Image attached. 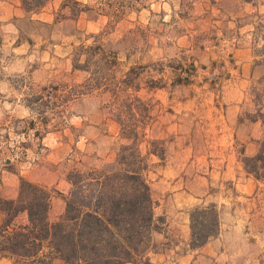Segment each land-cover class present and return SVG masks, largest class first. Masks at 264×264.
Segmentation results:
<instances>
[{
  "label": "rangeland",
  "instance_id": "1",
  "mask_svg": "<svg viewBox=\"0 0 264 264\" xmlns=\"http://www.w3.org/2000/svg\"><path fill=\"white\" fill-rule=\"evenodd\" d=\"M36 4H23L33 10L19 19L17 34L0 20V176L5 168L21 174L45 167L69 180L74 172L102 169L132 143L127 136L136 124L152 189L168 179L153 192L155 217L161 218L156 232L168 239L153 241L150 255L169 245L174 251L166 261L176 264L187 248L169 218L178 214L177 195L194 192V183L186 187L194 170L180 166L194 160L180 150L194 147V97L212 99V88L237 69L232 57L240 45L238 25H245L261 57L248 102L264 108V0H61L54 23L31 18L42 9ZM14 37L22 46L18 53ZM96 47L101 51L93 55ZM255 116L264 118V112ZM246 158L239 157L244 167ZM25 175L20 184L30 181ZM48 191L58 193L55 186ZM233 195L234 210H246L250 202ZM260 200L257 209L263 210L264 196ZM208 206L219 212L216 205H199L189 217ZM3 222L0 210V229Z\"/></svg>",
  "mask_w": 264,
  "mask_h": 264
},
{
  "label": "crops",
  "instance_id": "2",
  "mask_svg": "<svg viewBox=\"0 0 264 264\" xmlns=\"http://www.w3.org/2000/svg\"><path fill=\"white\" fill-rule=\"evenodd\" d=\"M60 8L61 0H47L41 11L31 18L54 23L55 14ZM28 15L30 13L23 8L22 0H0V20L6 31L11 30L17 34L19 19ZM238 26L240 37L237 42L240 45L234 50L232 57L238 67L228 71V79L223 85L212 88V99L194 97V147L191 145L180 149L181 153L194 157L193 162L190 159L185 165H180L182 170L185 167H188L189 172L194 170V181L190 180L186 185L188 188L189 183H194V192L186 190L176 194L178 214L169 218V227L181 230V244L187 248L179 255L178 264H192V261L193 264H264V209H257L263 203L260 198L264 196V178L256 179L239 160L240 156L257 155L264 138V121L260 116H255L263 114L264 108L260 104L248 102L252 77H255L254 74L260 68L256 60L261 57L251 47L250 34L244 28L246 26ZM11 38L12 36H8V41ZM17 40L18 37H14L12 44H16ZM21 48L16 44L14 51L18 53ZM44 54L47 59L50 58V53ZM24 174L32 183L46 189L52 186L57 188L58 193L52 196L49 213L50 220L57 221L66 210V198L72 190L70 181L45 167L42 170L34 167L21 174L5 168L0 176L1 198L18 197L20 176ZM167 182L166 178L161 180V183ZM227 183L232 184V188L225 186ZM160 184L152 189L154 202L153 192L159 191L163 186ZM233 190L236 191L237 200L250 202L247 204L248 208L240 213L234 210L236 203ZM252 201L254 212L250 207ZM211 204L219 209L218 234L204 246L192 249L188 211L192 207ZM166 239V234L162 232L153 234V241L156 243H162ZM172 251L173 248L168 245L165 252L151 254L152 263L169 264L166 259L170 258L169 253ZM0 264H13V260L2 257L0 253ZM51 264L66 263L59 257H53Z\"/></svg>",
  "mask_w": 264,
  "mask_h": 264
},
{
  "label": "trees",
  "instance_id": "3",
  "mask_svg": "<svg viewBox=\"0 0 264 264\" xmlns=\"http://www.w3.org/2000/svg\"><path fill=\"white\" fill-rule=\"evenodd\" d=\"M31 1L39 8L46 0ZM22 2L26 6L27 0ZM96 49L101 51L92 48L93 55ZM130 129L127 139L132 143L121 148L114 163L69 176L72 187L80 192L66 198L65 213L57 221L49 218L51 192L22 179L18 197L1 201L2 257L13 259L14 264H51L53 257L66 264H153V234L161 218L155 217L138 125ZM244 162L248 173L264 178V138L258 154ZM21 217L24 221L18 223ZM190 220L192 249L204 246L218 233L220 218L215 206L194 209Z\"/></svg>",
  "mask_w": 264,
  "mask_h": 264
}]
</instances>
